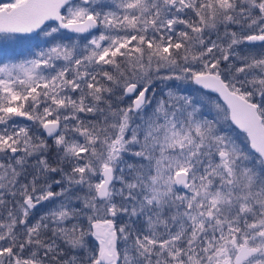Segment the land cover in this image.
Here are the masks:
<instances>
[{"label": "snow or ice", "instance_id": "snow-or-ice-1", "mask_svg": "<svg viewBox=\"0 0 264 264\" xmlns=\"http://www.w3.org/2000/svg\"><path fill=\"white\" fill-rule=\"evenodd\" d=\"M0 264H264V0H0Z\"/></svg>", "mask_w": 264, "mask_h": 264}]
</instances>
